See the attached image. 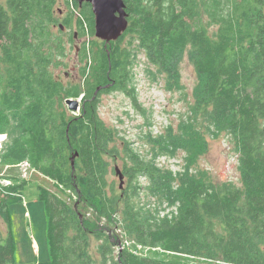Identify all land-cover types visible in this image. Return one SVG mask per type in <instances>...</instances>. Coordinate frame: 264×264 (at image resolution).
I'll use <instances>...</instances> for the list:
<instances>
[{
	"label": "trees",
	"instance_id": "trees-1",
	"mask_svg": "<svg viewBox=\"0 0 264 264\" xmlns=\"http://www.w3.org/2000/svg\"><path fill=\"white\" fill-rule=\"evenodd\" d=\"M122 1L128 28L106 46L90 5L65 0L64 25L92 37L79 81L65 84L53 72L66 57L57 0H0V264H18L9 207L28 183L23 162L56 189L38 187L50 260L37 264H264V0ZM137 54L166 89L182 90L185 55L198 77L190 116L151 140L150 158L98 114L113 91L140 109ZM80 97L76 116L66 100ZM205 133L230 138L241 187L197 168ZM178 154L179 171L158 165ZM118 160L123 188L110 180Z\"/></svg>",
	"mask_w": 264,
	"mask_h": 264
},
{
	"label": "rangeland",
	"instance_id": "rangeland-1",
	"mask_svg": "<svg viewBox=\"0 0 264 264\" xmlns=\"http://www.w3.org/2000/svg\"><path fill=\"white\" fill-rule=\"evenodd\" d=\"M55 12L58 22L52 30L65 45L66 57L63 63L53 68V72L65 84H76L81 73V50L84 43L88 44L92 37L87 31L85 36L80 37L75 25L71 29L64 25V19L69 16L65 0H57ZM58 26H62L59 31ZM72 35L74 39L69 41ZM180 73L182 90L178 92L166 89L163 79L156 77L154 71L147 69L143 56L137 54L133 59L132 80L140 109L133 107L124 94L113 91L99 96L100 118L107 126L115 129L119 138L130 144V147L142 156L150 158V150L155 146L151 140L165 134L170 128L177 131L180 122L190 116L189 110L194 103L193 90L198 84V77L187 55L182 60ZM76 101L81 104L82 97ZM74 115L78 116L79 111ZM205 137L208 138V152L198 161L197 168L205 171L217 184L231 182L241 187L237 154L230 138L225 134L212 138L207 133ZM182 159V154H178L175 159L162 157L158 165L177 172L184 164ZM116 168H122V161L111 163V171L114 172ZM27 180L22 202L9 207L16 246L15 260L18 264L46 263L50 260L48 218L44 203L39 200L38 187L43 186L52 192H56V189L50 181L31 171ZM110 180H114L117 186L121 184L117 175L111 174ZM140 182L141 186H146L144 179ZM122 241L126 247H130L129 242Z\"/></svg>",
	"mask_w": 264,
	"mask_h": 264
},
{
	"label": "water",
	"instance_id": "water-1",
	"mask_svg": "<svg viewBox=\"0 0 264 264\" xmlns=\"http://www.w3.org/2000/svg\"><path fill=\"white\" fill-rule=\"evenodd\" d=\"M79 6L87 3L91 7L94 16V36L97 40L107 46L117 41L128 28V15L122 0H75ZM66 106L72 113L80 110V102L74 99L66 100ZM77 154L71 158V168L74 171ZM121 181L119 188H122L124 177L118 168L115 169Z\"/></svg>",
	"mask_w": 264,
	"mask_h": 264
},
{
	"label": "built area",
	"instance_id": "built-area-1",
	"mask_svg": "<svg viewBox=\"0 0 264 264\" xmlns=\"http://www.w3.org/2000/svg\"><path fill=\"white\" fill-rule=\"evenodd\" d=\"M5 140H6V136L5 135H0V150H1L2 145H3ZM18 168H19V172H20L21 178L27 180V177H28V174H29V171H30L29 164L27 162H23V163H21L18 166ZM5 183H7V182H5Z\"/></svg>",
	"mask_w": 264,
	"mask_h": 264
}]
</instances>
